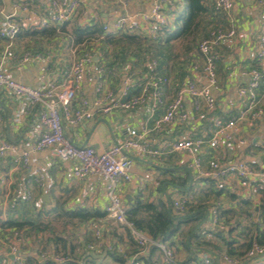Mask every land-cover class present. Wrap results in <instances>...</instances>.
<instances>
[{
    "label": "crops",
    "instance_id": "crops-1",
    "mask_svg": "<svg viewBox=\"0 0 264 264\" xmlns=\"http://www.w3.org/2000/svg\"><path fill=\"white\" fill-rule=\"evenodd\" d=\"M152 1L80 0L81 10L83 9L92 15L89 26L96 27L98 23L102 30V36L89 45L90 53L87 54L91 57V62L86 65V78L83 81L81 92L76 96V104L84 99L92 106L97 97L94 91L97 81H102L106 89L114 92L116 97L119 96L122 81L128 73H136L139 82L145 81V76L149 74L148 65L156 59L147 56L145 50L142 49L136 52L134 49L131 52L125 49L126 52L123 56L120 54L119 47L112 48V45L100 41L107 38L102 29L106 20L148 12ZM212 2L213 0L208 3L209 8ZM41 3L42 0H0V21L3 15L12 14L15 6H27L40 14H44L40 6ZM173 4V8H166L165 10L168 22L171 24L173 20V24L167 30L169 33L180 26V22H176L185 7L183 0H173ZM262 11V9L255 7L250 0H234V7L230 14L220 13L224 17L219 18L220 16H217L219 20L213 19L216 23L214 26H222L224 32L231 27L236 31L235 37L226 39L215 47L218 55L216 62L217 85L213 89V94L217 101L216 115L224 121L235 119L239 111L247 105L238 96V90L247 85L246 73L256 65L257 37L263 23ZM85 12L83 16H85ZM16 14L18 15L15 16V19L20 20L25 25L27 22L23 12L18 11ZM234 23H237L236 27ZM26 29L31 28H27L25 25L23 30ZM164 34L161 33L159 38L164 37ZM120 35L109 36L114 38ZM157 37L158 35L154 38L141 39L146 40L149 44ZM65 40L66 38L62 37L60 40L43 41L39 46L34 45L31 40H14L10 48L14 58L5 59V72L15 81L34 88H45L50 84L60 85L67 82L71 63L75 56L81 54H77L75 50L71 49L70 44L64 43ZM175 43L177 42L171 41L169 47L173 44L176 45ZM6 48L7 43L0 40V61ZM28 49L37 50L39 53H30L33 56L32 59L28 63H20V58L26 54ZM156 61L159 63L157 73L168 80V83L163 87V97L166 104L175 98L176 92L185 88L187 82L203 83L201 74L197 75L195 71L196 64L181 54L177 56L174 53L168 58ZM88 78L90 81L87 80ZM138 90L136 88L131 93L136 94ZM263 94L264 82L259 91V98ZM262 103L264 105V97ZM22 107L23 104L19 98L0 90V137L14 147V151L7 152L5 156L0 157V189L2 191L0 195V222L3 223L6 220L15 222L40 221L41 225L49 224L53 228L57 226L62 228L60 231L56 230L57 228L53 229L57 231L55 236L61 239L56 244L50 240L54 236L45 237L43 232H31L32 236H30L27 232L24 233L25 229L18 230L24 237L20 248L25 263L54 264L53 255L64 253L67 255L69 264H121L115 256L111 255L116 254V257H120L116 250L117 247H121L129 256L139 253L144 264H161V257L157 251L151 253L149 249L143 251L139 248L137 251L127 231L116 226L105 216L84 222L72 220L71 223H66L64 218L51 213L53 208L66 211L82 209L105 213L107 206L105 184L102 178L96 175L88 176L83 180L71 179L69 168L72 162H62L51 150L42 153L32 152L26 166L15 165L13 162L15 157L31 148L40 131L38 129L37 109L27 110V113L22 115L21 120L16 121L18 112L22 111ZM183 110L189 116L187 123L166 125L159 132L153 129L157 116L151 118L149 102H146L129 112L114 110L108 115L95 114L93 119L80 126L67 127L66 136L76 146L93 147L99 152L120 143L125 136L124 127L127 125L147 131L152 148L161 149L165 144L185 137L209 139L212 132V122L210 117L205 115L203 108L195 110L191 99L185 96ZM164 112V108H161L157 115L164 114ZM236 129L238 137L245 141L244 145H238L237 141L231 144L221 143L214 151L205 146L200 154L202 172L205 173L210 170V164L214 158L219 159L224 165L245 161L256 170L264 168V120H258L253 127H249L244 121L237 122ZM132 157L134 163L130 170L131 182L122 183L119 188L127 208L137 198L153 204L165 203L166 207L169 208L173 201L188 197L191 199L188 210L199 206H205L207 210V216L197 231L200 239L197 242L194 240L190 242V251L184 250L180 244L190 230V225L185 226L179 235L169 242L179 259L188 256H196L197 258L214 256L212 255L213 252L217 255L227 253L228 250L232 249L235 253H244L246 248L242 250L241 245L247 244L251 237L256 235V227L262 229L259 225L260 205H257L261 201V194L259 191L254 192L253 189L251 194L253 199L255 197L258 202L254 203L252 200H247L248 187L245 182L236 177L231 176L221 181H215L199 176L190 169L189 157L182 153H172L147 159L136 155ZM40 170L47 173L45 188L39 187L33 182ZM185 174L188 175L189 181L185 183L187 185L186 190H182L177 188L175 184L181 183ZM24 183L28 184L27 189L32 196L29 202L21 200L18 195V191L23 190ZM217 195L224 197L227 201L223 204L219 201L214 202L212 199ZM213 209L217 211L220 223L215 230L202 235L201 230L209 223ZM39 212H42L40 220H38ZM230 218H233V221H228ZM92 224L100 227L103 241L112 242L114 250L99 252L87 249V245L94 239ZM246 228L248 229L247 232L245 231ZM228 229H232V233H229ZM12 231L14 230L0 229V235L3 238L9 237ZM228 241L233 243L230 247L226 245ZM198 242H202V245L197 247ZM46 243L48 244V251H45ZM5 259L7 261L12 259L7 246L0 249V261H6ZM148 259L150 263L146 262ZM124 264H128V261L126 260Z\"/></svg>",
    "mask_w": 264,
    "mask_h": 264
},
{
    "label": "built area",
    "instance_id": "built-area-1",
    "mask_svg": "<svg viewBox=\"0 0 264 264\" xmlns=\"http://www.w3.org/2000/svg\"><path fill=\"white\" fill-rule=\"evenodd\" d=\"M252 4L262 9L263 23L257 37L258 55L256 65L247 73V85L238 90V96L247 105L239 111L235 119L224 121L216 115L217 101L213 94V89L217 85L216 62L218 55L215 51L224 40L235 37L236 31L231 27L228 31L216 29L210 33L209 38L199 42L198 53L203 59L201 76L203 83L187 82L184 89L176 92L175 98L168 104L163 97V87L168 80L158 74V63L152 60L148 65L149 74L145 76V81L139 82L136 73H128L122 81V89L118 97L109 89H106L102 81L95 82L94 91L97 95L92 106L86 100H81L76 104L75 99L81 92L82 84L86 78V65L91 62L88 54L75 56L71 63L70 73L67 82L54 85L50 84L45 88H34L24 85L12 79L4 68L6 58H14L10 51L12 42L16 36L25 28L60 27L72 20L80 7V0H42L40 4L44 14L27 7L15 6L10 15H3L0 21V38L7 43V48L0 61V90L11 96L19 98L23 104L22 111L18 112L16 121L19 122L22 115L27 110L37 109L39 136L29 150H25L15 157V165L26 166L32 152L42 153L48 150L62 162L71 161L69 176L73 180H83L88 176H100L105 184L107 206L105 209L106 218L111 220L116 226L125 229L130 240L139 248L145 251L155 248L160 254L161 264H264V244L255 240L253 235L250 245L244 253L228 255L220 253L215 256L186 257L179 259L174 248L169 242L153 240L144 232L135 228L134 224L128 220L124 200L119 188L122 183L131 182L130 170L134 160L132 156L142 158L159 157L172 153H182L189 157V167L199 176L210 180L221 181L231 176L245 182L248 187L247 200L257 203L251 194L264 188V168L255 169L245 161L231 164H222L219 159H213L210 170L202 172L200 154L206 146L210 150H216L221 143L231 144L237 141L238 145H244L245 141L238 137L236 123L247 122L249 127H253L258 120H264V105L262 98H259V91L264 82V0H250ZM213 9L216 13L230 14L234 7V0H213ZM173 0H153L148 12H140L135 15H125L104 22L103 34L120 35L135 34L141 38H154L164 30H168L169 22L166 16V8H173ZM18 11L23 12L27 23H21L15 16ZM87 12H85L86 15ZM30 53L24 54L20 58V63H28L32 59ZM39 57V56H37ZM87 80L90 81L88 78ZM93 82V78H92ZM138 88L136 94L132 90ZM185 96L190 98L195 110L203 108L206 116L212 122V132L209 139H194L185 137L167 143L163 148H152L148 140V132L138 130L130 125L124 127L125 136L120 143L112 145L108 149L99 152L93 147L76 146L67 136V127H77L84 122L94 118L95 114L108 115L114 110L129 112L139 105L149 102V113L151 118L157 116L154 123V130L159 132L164 126L170 124L183 125L189 121L188 114L183 110ZM164 108V114L157 115L158 111ZM14 151V147L0 137V157L7 152ZM47 173L43 170L37 172L33 182L45 188ZM27 183L22 186V191H18L19 198L29 202L32 198L27 189ZM2 191L0 189V195ZM191 199L180 198L172 202V207L179 213L187 210ZM257 205H260L258 202ZM220 220L215 209L212 210L211 219L201 234L205 235L219 225ZM93 241L87 245L89 251L106 252L112 251V242H104L102 231L96 224L91 225ZM24 237L18 230L11 232L9 237H1L0 249L8 247L11 260L0 261V264H26L22 254L21 245ZM117 253L128 261V264H144L140 254L128 255L123 248L117 247ZM68 258L63 254H55L52 257L54 264H66Z\"/></svg>",
    "mask_w": 264,
    "mask_h": 264
},
{
    "label": "trees",
    "instance_id": "trees-1",
    "mask_svg": "<svg viewBox=\"0 0 264 264\" xmlns=\"http://www.w3.org/2000/svg\"><path fill=\"white\" fill-rule=\"evenodd\" d=\"M185 7L182 12V14L178 17L177 22L181 21V27L179 26L175 31L170 33V37L165 38L166 45H161L162 40H159V35L161 33H167V30L162 31L161 33L157 34L158 37L156 40L148 42L146 40H143L139 38L138 36L131 35V34H122L118 37L110 38L111 36H106L107 38L102 39L101 43H106L109 45H112V48L119 47L120 54L124 56V52L129 51L131 52L133 49L134 51H140L145 50L144 52L149 55L150 57L156 59V60H163L164 58H168L169 54L167 49L169 47V43L172 41H178L181 39H185V36L187 34H190L192 32V27L197 26L199 22L202 21V19L210 12V10H213V6L211 5L209 8V2L211 0H183ZM216 13V12H215ZM196 21V22H195ZM69 23V22H68ZM68 23L60 26V27H44V28H31L22 30L15 38V40H22L27 41L31 40L33 41V44L36 46H39L43 41H54L56 38H58L60 35L65 34L66 32L64 29H62L65 25ZM95 26H77L74 29V35L77 37H83L87 35L89 39H92V36H97L98 38L102 36L101 30L95 29ZM62 29V30H61ZM213 31V30H212ZM203 38L200 39V41L209 38L210 33ZM66 38V37H65ZM0 40H2L0 38ZM80 39H76L77 43H80ZM4 41V40H3ZM199 41V42H200ZM5 42V41H4ZM198 42V44H199ZM146 45V46H145ZM168 45V46H167ZM175 45L173 44L171 46V49L174 48ZM126 49V51H124ZM167 50V51H166ZM25 53H39L37 50H26ZM134 53V52H133ZM80 54V53H79ZM81 54H87V53H81ZM159 64V63H158ZM159 67V66H158ZM149 71V69H148ZM157 72V69L155 70ZM150 72V71H149ZM263 84V83H262ZM181 183L178 182V184H175L177 188L186 190L187 185L185 184L186 181H189V177L187 174H185L184 179H181ZM261 194V201L259 206V220L262 229L259 227H256V237L255 240L259 243L264 244V188L259 190ZM189 206V205H188ZM51 213H54L55 215L64 218V222L71 223L72 220H78L80 222H84L91 219H97L106 217V213H100V212H91L88 210H59L53 208L51 210ZM49 215V213H48ZM42 214L39 212L38 220L41 218ZM47 216V215H46ZM128 220L132 222L136 229H138L141 232H144L148 236H150L153 240L161 241V242H170L174 237H177L179 233L182 231V229L185 226L190 225V230L186 233L185 238L183 241L180 242L181 246L184 250L187 252L190 251L191 245L190 242L192 240L199 241V236L197 234L198 228L202 225L204 222L206 216H207V210L205 206H199L198 208L190 209L179 213L176 210L173 209L172 203L170 204V207H166L165 203H158L153 204L150 202H147L146 200L142 199H135V201L130 203V206L128 208L127 212ZM49 225V224H48ZM40 224H37V221L34 222H15L12 220H6L3 223L0 222V229H13V230H22L25 229L27 234H31V232L40 233L42 232L40 230ZM54 228L48 226V230L53 232ZM252 235V234H251ZM55 244L57 241L61 240L57 237H54L50 239ZM252 240V238L250 239ZM250 240L247 243L246 250L249 247ZM132 242V241H131ZM133 243V242H132ZM134 244V243H133ZM233 243L232 242H226V245L230 247ZM135 245V244H134ZM202 245V242H198L196 246ZM136 246V245H135ZM137 251L138 247L136 246ZM149 252L153 253L156 251L155 248H149ZM136 251V252H137ZM64 256L67 257L66 254L62 253ZM228 255H236L241 253H235L232 250L227 251ZM115 256L117 261H119L121 264H124L126 260L122 257H116V254H111ZM215 256V253L213 254ZM196 257V256H192ZM150 259V258H149ZM146 260V262L150 263V260ZM142 260V259H141ZM66 264H69L68 260Z\"/></svg>",
    "mask_w": 264,
    "mask_h": 264
},
{
    "label": "rangeland",
    "instance_id": "rangeland-1",
    "mask_svg": "<svg viewBox=\"0 0 264 264\" xmlns=\"http://www.w3.org/2000/svg\"><path fill=\"white\" fill-rule=\"evenodd\" d=\"M80 10H81V7L79 8L78 13L71 20V22H69L67 25H65L62 28V29H64V31L66 33L63 34V35H60L56 39L60 40V38H62V37L65 38L66 37V40L64 41V43L66 42V43L70 44L69 46H72L71 49L75 50V52L77 54H79V53L81 54L83 52L89 54L90 53L89 45L91 43H93V41L96 40L98 37L97 36H92V39H89L87 37V35H85L83 37H77L76 35H74L73 32H74V29L76 28V25L77 26H81V27L89 26V24H90L89 21L92 19V15H90L89 13H86V15L83 16L84 15L83 13L85 12V10H83V9L81 11ZM219 14L220 13H215V12H213V10H210V12L208 14H206V16L202 19L201 22L198 23V25L196 27L193 26L191 28L192 32H190V34H187V36H185V39L178 40L177 43H175L176 44L175 47H174L175 49H171V47L167 48V49H169V51L166 50L168 52L169 56H171L172 54L176 53L177 56H179L181 54V55L185 56L186 59H188V60L191 59V61H193V63L196 64V66H197V68L195 70L197 75H200L201 72H202L203 59H202V57L200 56V54L198 53V50H197L198 42L200 41V39L205 38L207 36V34H209V32L212 31V30H216V29H219V30H222V31L224 30L222 28V26H220L221 28L218 27V26H214L216 24L214 22V20L215 19L219 20L217 18V16H220L219 18H222V16L224 17V15H221V14L219 15ZM172 24H173V20L171 21V24L169 23V27ZM181 24L182 23L180 21V27H181ZM234 24H235V27H236L237 23H234ZM95 29L101 30V27L98 25V23L96 24V28ZM171 30H172V28H171ZM101 32H102V30H101ZM171 32H173V31H171ZM169 34L170 33L167 32V33L164 34V37L161 36L159 38V40H162L164 38V40H162V42H161V44L163 43L162 45H166L165 38L166 37H170L171 35H169ZM76 39H80L79 40L80 43H77ZM170 43L168 45H170ZM184 61H185V58H184ZM214 197L215 198L212 199L214 202L219 201V202H221L223 204L224 202L227 201V199H225L224 197H220L218 195L214 196ZM43 221H45V220L43 219ZM228 221H233V218H230ZM37 224L41 225L40 221H37ZM48 226L49 225H44L43 224V225H41L39 227L40 230L43 232V235L45 237L48 236V235H51L52 237L53 236L56 237L55 233H57V231L51 232L50 230H48ZM247 228L245 229L246 232L248 231ZM54 229L59 230V231L62 230V228L60 226L54 227ZM232 231H233L232 229H228L229 233H232ZM24 233L26 234V231ZM31 234H29V235L32 236ZM47 245L48 244L46 243V246ZM241 246H242V250H244L246 248L247 244L244 243ZM47 249H49L48 246H47V248L45 247V251H48Z\"/></svg>",
    "mask_w": 264,
    "mask_h": 264
}]
</instances>
